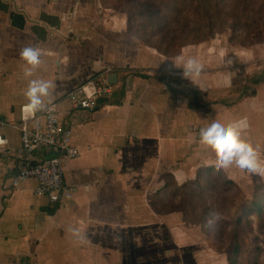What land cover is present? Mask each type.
I'll use <instances>...</instances> for the list:
<instances>
[{
  "label": "crops",
  "instance_id": "obj_1",
  "mask_svg": "<svg viewBox=\"0 0 264 264\" xmlns=\"http://www.w3.org/2000/svg\"><path fill=\"white\" fill-rule=\"evenodd\" d=\"M93 7V0H0V118L3 122H0V139L5 142L0 144V264H40L49 248L48 234L56 233L73 242L82 238L80 242H84V246L91 245L93 238L110 224L129 220L126 207L133 210V218H138L135 215L138 210L134 209L136 204L131 203L129 197L137 196L141 191L129 192L128 183L144 180V191L151 175L154 178L158 174L156 171L152 174L151 167L143 174H137L135 180L132 167L140 162L148 163L155 152L160 151L158 160L184 162L193 160L195 155L193 165H200V156L204 152L199 146H204L199 140V130L210 124L214 116L223 117L232 110L230 105L237 102L223 105V110L219 109L218 102L206 106L200 102L204 106L197 107L194 92L193 96L185 89L184 79L171 76L172 72L178 71L172 70L175 66L170 59L154 49H133L141 63L139 60L131 64L117 61L126 56L122 41L125 34L102 26L104 21L93 15ZM94 25L95 29L92 28ZM113 36L120 38L112 40ZM29 46L39 47L42 56L41 64L31 77L26 78L24 69L31 66L22 59L21 52ZM90 51L94 55H90ZM112 52H119L120 57L113 56L108 60ZM137 69H143L149 77L130 75L129 72ZM103 73L108 78L118 74L113 89H127L124 102L101 107L98 104L96 110H83L73 116L68 93L82 85L92 92L94 84L100 83L92 80ZM31 79L53 82L50 97L45 98V102L58 103L62 122H71L74 126L72 143L80 150L65 167L66 188L58 207L47 199L46 202L36 201L34 179L18 187L12 186V178L21 166L16 152L21 144L22 107L28 103L24 93ZM242 79L258 98L264 96L263 70ZM167 83L182 92L170 91ZM107 97H101L99 102ZM254 98V103L264 102ZM256 109L261 111L259 107ZM43 111L36 112L38 121L42 120ZM235 115L234 121L239 122L246 116L252 121L257 114L242 109ZM34 123L30 122V127ZM194 143L199 146L194 148ZM38 153L40 158L49 156L46 149L38 150ZM128 154L131 160H127ZM159 169V173L171 174L177 181L190 176L184 171H173L171 167ZM125 236L129 237V234L125 233ZM25 241L28 249L9 257L12 251L8 248ZM69 252V262L80 260L75 251ZM84 252V260L92 264V255L96 251L88 246ZM101 253L104 262L102 250Z\"/></svg>",
  "mask_w": 264,
  "mask_h": 264
},
{
  "label": "rangeland",
  "instance_id": "obj_2",
  "mask_svg": "<svg viewBox=\"0 0 264 264\" xmlns=\"http://www.w3.org/2000/svg\"><path fill=\"white\" fill-rule=\"evenodd\" d=\"M93 4V15L99 20L102 18V26L125 34L122 41L126 56L117 61L131 64L139 60L141 63L133 49H154L170 59L175 66L172 70L178 71L171 76L184 79L185 89L192 95L194 92L197 107L218 102L219 109L223 110V105L242 100L223 117L234 121L235 114L242 109L259 114L253 116L252 121L247 116L241 121L246 124L244 138L259 146L264 158V102L254 103L253 90L242 79L252 72L260 74L262 70L264 75V0H93ZM119 38L113 36L112 40ZM89 53L94 55V52ZM113 56L120 57V53H109L107 59L112 60ZM190 56L197 57L203 67L199 75L185 78L180 65ZM143 73L149 77L146 71ZM258 99L264 100V96ZM197 145L194 143L193 147ZM203 146H199L204 155L200 156L198 166L193 165L195 155L193 160L184 162L158 160L160 151L155 152L148 163L140 162L132 167L135 180L137 174L151 167L152 174L156 171L158 175L154 178L151 175L144 191V180L129 181V192L141 191L129 197L130 202L136 204L138 218H133V210L126 207L127 222L110 224L96 235L88 245L96 251L92 264H230L236 245L239 247L236 264H264V214L261 220L252 215L248 223L238 221L237 213L246 201L259 198L264 206V178L234 165L226 171H216L211 166L215 152ZM127 156V160H131L132 157ZM165 167L190 176L177 181L171 174L158 172V168ZM226 180L232 184H227ZM36 201L46 202L45 199ZM213 213L220 218L209 227L206 221ZM47 239L49 248L40 264H89L84 260L88 246L80 242L82 238L73 242L55 233L48 234ZM25 243L8 248L12 251L9 257L26 251L28 243ZM70 250L80 258L78 262H69ZM27 258L30 261V257Z\"/></svg>",
  "mask_w": 264,
  "mask_h": 264
},
{
  "label": "built area",
  "instance_id": "obj_3",
  "mask_svg": "<svg viewBox=\"0 0 264 264\" xmlns=\"http://www.w3.org/2000/svg\"><path fill=\"white\" fill-rule=\"evenodd\" d=\"M93 91H86L85 87L78 86L68 93L73 104L72 115L83 110H96L101 97L109 96L113 91V84L106 73L97 75L92 82ZM91 83V82H90ZM89 84V83H87ZM21 116V144L17 149V157L21 160L18 173L12 178V186L18 187L29 179H34L36 199H47L55 205L61 201L65 187V167L67 163L77 157L80 150L73 145L72 135L74 126L70 122L65 124L61 120L58 103L48 104L42 112V120L36 119L37 114H30L23 110ZM74 118V117H73ZM36 119V121H35ZM34 125L30 127V122ZM0 122L1 121L0 118ZM46 149L49 156L40 158L38 150Z\"/></svg>",
  "mask_w": 264,
  "mask_h": 264
},
{
  "label": "clouds",
  "instance_id": "obj_4",
  "mask_svg": "<svg viewBox=\"0 0 264 264\" xmlns=\"http://www.w3.org/2000/svg\"><path fill=\"white\" fill-rule=\"evenodd\" d=\"M42 50L39 47H25L21 57L31 67L24 69V76L31 77L33 71L41 64ZM185 78L199 75L203 64L197 57H187L180 65ZM53 82L43 79L29 80L28 88L24 95L28 101L23 110L35 114L37 111L48 108L45 98L50 97ZM51 111V108H48ZM244 121H228L225 117L216 115L210 124L199 130V140L215 152V161L211 165L216 171L228 170L233 165L241 170L256 174L264 178V158L261 156L259 146H254L250 140L244 138ZM5 143L0 140V144ZM219 215L213 213L208 221L209 227L214 226Z\"/></svg>",
  "mask_w": 264,
  "mask_h": 264
},
{
  "label": "trees",
  "instance_id": "obj_5",
  "mask_svg": "<svg viewBox=\"0 0 264 264\" xmlns=\"http://www.w3.org/2000/svg\"><path fill=\"white\" fill-rule=\"evenodd\" d=\"M130 75H134L136 77H142L145 78L146 76H144L145 74L140 71V70H134L132 72H129ZM255 82H259V81H255ZM125 86V85H124ZM115 88V87H113ZM256 92H252L251 95L253 97L256 96ZM127 89H125L124 87H121L119 89H113L111 96L109 95V97L102 99L99 102V106H104L106 104H122L125 100V98L127 97ZM242 100H238L235 104H231L230 107L235 106L237 104H239ZM256 114V113H255ZM258 115V114H257ZM227 184H232V182L230 180H226ZM167 184L164 186L166 187ZM238 213V221H246V222H250V217L252 215H256L258 219H262L263 214H264V206L262 205V200L261 199H257L256 201H246L244 202L238 209L237 211ZM234 251L233 252V257L230 256V264H236V258L239 254V247L238 245H236V247L233 248Z\"/></svg>",
  "mask_w": 264,
  "mask_h": 264
},
{
  "label": "water",
  "instance_id": "obj_6",
  "mask_svg": "<svg viewBox=\"0 0 264 264\" xmlns=\"http://www.w3.org/2000/svg\"><path fill=\"white\" fill-rule=\"evenodd\" d=\"M62 35V34H61ZM109 80H110V82L113 84V85H116L117 84V82H118V74L117 73H114V74H112V75H110L109 76ZM166 86L168 87V89L170 90V91H172V92H176V93H178V92H182V91H180V90H177L176 88H174L171 84H169V83H167L166 84ZM56 207H58V203L56 204Z\"/></svg>",
  "mask_w": 264,
  "mask_h": 264
},
{
  "label": "bare ground",
  "instance_id": "obj_7",
  "mask_svg": "<svg viewBox=\"0 0 264 264\" xmlns=\"http://www.w3.org/2000/svg\"><path fill=\"white\" fill-rule=\"evenodd\" d=\"M1 140V139H0Z\"/></svg>",
  "mask_w": 264,
  "mask_h": 264
}]
</instances>
